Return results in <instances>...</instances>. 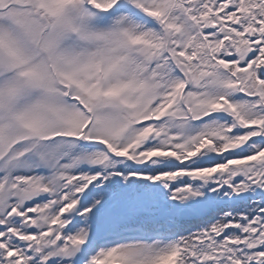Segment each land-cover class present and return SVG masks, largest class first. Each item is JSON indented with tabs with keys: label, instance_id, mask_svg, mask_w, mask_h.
Returning a JSON list of instances; mask_svg holds the SVG:
<instances>
[{
	"label": "snow or ice",
	"instance_id": "6c2138e0",
	"mask_svg": "<svg viewBox=\"0 0 264 264\" xmlns=\"http://www.w3.org/2000/svg\"><path fill=\"white\" fill-rule=\"evenodd\" d=\"M0 264H264V0H0Z\"/></svg>",
	"mask_w": 264,
	"mask_h": 264
}]
</instances>
